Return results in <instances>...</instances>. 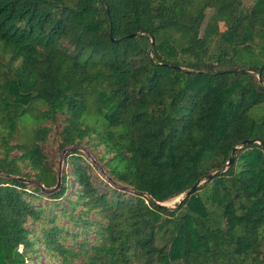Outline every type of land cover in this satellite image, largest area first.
<instances>
[{"label": "trees", "instance_id": "1", "mask_svg": "<svg viewBox=\"0 0 264 264\" xmlns=\"http://www.w3.org/2000/svg\"><path fill=\"white\" fill-rule=\"evenodd\" d=\"M57 116L60 151L93 141L108 184L71 150L49 192L51 128L39 122ZM254 140L264 144V0H0V174L28 170L68 208L46 214L26 200L39 187L0 178V264L33 262L37 248L58 264H264L259 145L179 207L154 206Z\"/></svg>", "mask_w": 264, "mask_h": 264}, {"label": "rangeland", "instance_id": "2", "mask_svg": "<svg viewBox=\"0 0 264 264\" xmlns=\"http://www.w3.org/2000/svg\"><path fill=\"white\" fill-rule=\"evenodd\" d=\"M214 28H215L214 25H211L208 29L205 28V25H203L201 28V33L204 32L205 29L208 32H210ZM217 29L219 31L223 30V28L219 24L217 25ZM212 52H214V48H213ZM56 118H57V120L53 124H50V122H48V121L39 122V125L51 128L50 133L47 135L46 141L41 144V150H42L43 155L45 156L49 166L51 167V169L56 173L58 171H60V175L63 173H68L69 168L65 164V162H66L65 154L68 151L75 150L76 152H78L81 155L84 162L88 165L89 174L92 177L93 183H95L97 185L99 183V181H101L102 183L108 184L109 178H108V175L106 173L105 168L103 167V164H104L106 158H104L103 160H100L101 159V148L100 147H97V148L93 147V144H94L93 141L87 142V140L84 139L80 145L69 147V148H66L65 150L60 151V149L58 148V144H59L58 134H59L60 129H61V125H62L61 122H62L63 118L60 116H57ZM29 127L30 126L19 125L18 126L19 135L24 136L25 134H27ZM63 151H64V153H63ZM15 155H16V153L13 152L12 156H15ZM23 173L28 175L27 178L24 177L23 179L26 180L25 185H26V189L29 193L32 192L35 188L39 187L38 184L35 182V180L31 177V173L28 170H24ZM113 187L118 188L122 193H128L129 194L132 192L130 189L120 187L116 184H114ZM100 191H102L101 188H100ZM34 192H35L34 195L36 197H33V198L26 197V200L31 201L33 207H35V208H37L39 206L43 207L45 209L46 214H57V215H59V212L61 209L67 211V209H68L67 205L64 203L65 197L63 198L62 201L56 202L59 205H58V207H55L54 206L55 202H53V200H50L46 197V195L48 194L47 190H44V191L38 190V191H34ZM74 193H75V187L68 180L66 194L70 198H73ZM182 197H183V195L178 196L176 201L172 202L169 206H166V205L165 206L170 208V209L174 208L176 206L177 202ZM69 200L72 201V199H69ZM57 224L63 225L64 227H66L65 225H67V220L59 218L57 220ZM27 227L33 228L35 230H37V228H38L36 225L32 227L29 224H27ZM67 230L69 233L73 232L69 228ZM79 240H81V237L77 241H79ZM66 242H69V238L67 239ZM31 258H34V261L33 262L28 261L26 264H58L57 261H52L49 257H46L41 248H37L36 254L33 256L31 255ZM76 264H80V262L77 261Z\"/></svg>", "mask_w": 264, "mask_h": 264}, {"label": "water", "instance_id": "3", "mask_svg": "<svg viewBox=\"0 0 264 264\" xmlns=\"http://www.w3.org/2000/svg\"><path fill=\"white\" fill-rule=\"evenodd\" d=\"M133 37H135V35L126 36L125 38H122V39H129V38H133ZM150 43H152V40H150ZM247 143H255V144L259 145V146L264 150V144H262L261 142H258V141H255V140L252 141V142H247V141L241 142L239 147H233V148H232V150H231V152H230V156H229L227 162L225 163V166H224L221 170H219V171H217V172H214V173H212V174H208V175H206V176H204V177L202 178V181H197L195 184H193V185L191 186V188H190V189H189V190L183 195V197L177 202V204H176V206H175L174 208H171V209H170V208L166 207V206H165V203H166V202H162V203H154V206H155L156 208L167 209V210H173V209L179 207V205L181 204V202H182L186 197L190 196V195H191V194H192V193L198 188V186H199L201 183H203V182H205V181H208V180H211V179L214 178L216 175H219V174H221L222 172H224V171H225V170L231 165L235 152H236L237 150H239L240 148H242V147H243L244 145H246ZM63 153H64V151H63ZM0 178H3V179H6V180H9V181H11V182H21V183H25V182H26V180H24L23 178L11 177V176H8V175H5V174H0ZM38 186H39V188H40L41 190L44 191V189H43L42 186H40V185H38ZM59 187H60V171L57 172V177H56V184H55V186H54L51 190H49V192H51V193H52V192H55V191H57V190L59 189Z\"/></svg>", "mask_w": 264, "mask_h": 264}, {"label": "bare ground", "instance_id": "4", "mask_svg": "<svg viewBox=\"0 0 264 264\" xmlns=\"http://www.w3.org/2000/svg\"><path fill=\"white\" fill-rule=\"evenodd\" d=\"M176 200H177V198L172 199V200L166 202L165 205H166V206H169L172 202H174V201H176Z\"/></svg>", "mask_w": 264, "mask_h": 264}]
</instances>
